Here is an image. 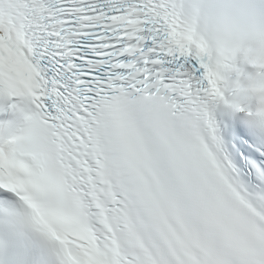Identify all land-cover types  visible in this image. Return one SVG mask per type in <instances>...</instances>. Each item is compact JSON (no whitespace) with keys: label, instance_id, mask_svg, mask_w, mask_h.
Wrapping results in <instances>:
<instances>
[{"label":"snow or ice","instance_id":"snow-or-ice-1","mask_svg":"<svg viewBox=\"0 0 264 264\" xmlns=\"http://www.w3.org/2000/svg\"><path fill=\"white\" fill-rule=\"evenodd\" d=\"M0 264H264V0H0Z\"/></svg>","mask_w":264,"mask_h":264}]
</instances>
